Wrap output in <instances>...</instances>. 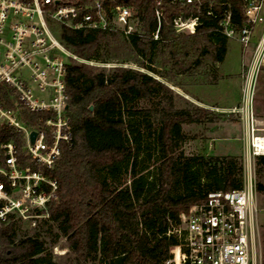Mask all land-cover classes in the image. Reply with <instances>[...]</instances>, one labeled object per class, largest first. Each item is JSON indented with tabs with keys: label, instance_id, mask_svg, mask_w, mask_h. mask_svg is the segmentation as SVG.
<instances>
[{
	"label": "trees",
	"instance_id": "obj_1",
	"mask_svg": "<svg viewBox=\"0 0 264 264\" xmlns=\"http://www.w3.org/2000/svg\"><path fill=\"white\" fill-rule=\"evenodd\" d=\"M158 1L106 0V5L132 8L139 31L129 37L119 31L64 26L57 31L79 57L118 65L76 60L68 64L66 84L75 138L72 145H62L51 173L59 183L57 197L32 233L18 238L19 219L10 216L3 222L0 264H56L47 244L55 245L59 237L65 238L75 264H163L169 243L165 233L180 223L182 213L205 201L209 192L242 188L241 157L184 156L179 151L187 137L184 124L214 120L216 114L186 99L168 81L181 86L175 82L179 74L207 77L206 70L225 60L229 39L218 30L219 22L229 8L235 29H241L247 23L243 0H206L194 33L177 32L173 18L195 14V9L167 0L158 5ZM157 8L163 15L155 39ZM210 9L217 16L209 14ZM129 62L137 66H128ZM213 74L217 76V71ZM0 93L13 106L7 91ZM141 101L148 105L138 106ZM23 113L25 120L37 124V115L26 109ZM145 130L154 135L158 155L157 172L151 178L137 171ZM4 138L14 139L23 155L21 134L8 128ZM256 159L264 175V155ZM128 172L130 182L120 181ZM180 185L185 192L174 195ZM256 188L264 192V183L257 182Z\"/></svg>",
	"mask_w": 264,
	"mask_h": 264
},
{
	"label": "built area",
	"instance_id": "obj_2",
	"mask_svg": "<svg viewBox=\"0 0 264 264\" xmlns=\"http://www.w3.org/2000/svg\"><path fill=\"white\" fill-rule=\"evenodd\" d=\"M167 1L195 9V14L173 18L177 32L194 33L202 22L199 12L206 0ZM243 10L247 23L241 29H235L229 8L218 27L228 39L248 47L255 25H262L241 101L229 109L243 124V186L209 192L205 201L182 213L180 223L172 224L165 233L169 243L163 264H259L254 249L257 207L252 161L264 155V119L254 109L253 82L264 54V0H243ZM207 12L217 16L211 9ZM156 15L158 26L153 37L158 39L161 8L156 9ZM63 26L119 31L126 37L139 31L131 7L106 5V0H0V90L7 91L13 103L9 106L0 97V223L10 216L35 223L48 216V205L57 197L59 183L51 173L62 145H72L75 138L66 84L68 64L76 60L105 67L118 65L116 61L86 60L73 53L57 35ZM24 109L37 115V124L25 120ZM8 128L21 134L22 156L15 140L4 138ZM33 131L36 136L32 142Z\"/></svg>",
	"mask_w": 264,
	"mask_h": 264
},
{
	"label": "rangeland",
	"instance_id": "obj_3",
	"mask_svg": "<svg viewBox=\"0 0 264 264\" xmlns=\"http://www.w3.org/2000/svg\"><path fill=\"white\" fill-rule=\"evenodd\" d=\"M261 31L262 26L259 24L255 25L249 47H244L237 39H229L228 54L225 60L214 69L206 70L207 77L202 73H198L195 76L179 74L175 82L181 83V86L174 85V82L163 78L186 99L201 106L212 107L211 109L216 114L214 120L184 124L183 129L187 137L179 149L184 156L198 154L239 156L242 159L245 174L243 124L240 117L236 113L229 112V109L238 105L241 101L243 86L255 59L254 52L258 46V37ZM249 53H252L251 56H249ZM127 65L137 66L133 62H129ZM163 69L167 71L166 67ZM215 71H217V76L213 74ZM253 85L254 109L258 117L264 119V54L260 57L254 73ZM182 104L187 105V102L182 101ZM143 105L148 104L144 101L138 104L140 107ZM151 129L153 131L155 125H152ZM148 130L143 133V145L145 148L138 155L137 171L146 173L151 178V176L155 177L157 172L158 155L154 135L149 134ZM252 170L256 190L255 206L257 207V212L253 218L255 228L254 249L258 263L264 264V192H260L256 188L257 182L264 183V175H260L258 171L256 158L252 161ZM130 179L131 174L128 172L124 173L120 181L128 180L127 183H129ZM184 192L185 189L181 185L173 190L174 195ZM40 219L35 223L29 219H19L17 224L18 238L32 233ZM3 225L4 223H0V227ZM41 233L46 234L45 231ZM46 238L50 239L47 234ZM47 245L52 252V262L56 264H75L65 238L59 237L55 245H51L50 242Z\"/></svg>",
	"mask_w": 264,
	"mask_h": 264
},
{
	"label": "water",
	"instance_id": "obj_4",
	"mask_svg": "<svg viewBox=\"0 0 264 264\" xmlns=\"http://www.w3.org/2000/svg\"><path fill=\"white\" fill-rule=\"evenodd\" d=\"M90 108L93 109V106H91ZM35 136H36V132L33 131L32 134H31V141H32V142L34 141Z\"/></svg>",
	"mask_w": 264,
	"mask_h": 264
},
{
	"label": "crops",
	"instance_id": "obj_5",
	"mask_svg": "<svg viewBox=\"0 0 264 264\" xmlns=\"http://www.w3.org/2000/svg\"><path fill=\"white\" fill-rule=\"evenodd\" d=\"M260 25V24H259ZM262 26V25H261ZM261 33H262V31H261ZM261 33H260V35H259V37H258V41L260 40V36H261ZM251 44V43H250ZM249 47V46H248ZM228 52V51H227ZM255 53V52H254ZM228 54V53H227ZM250 55L249 56H251V54L252 53H249ZM227 56V55H226ZM210 108H212V107H210ZM218 109V108H217Z\"/></svg>",
	"mask_w": 264,
	"mask_h": 264
}]
</instances>
